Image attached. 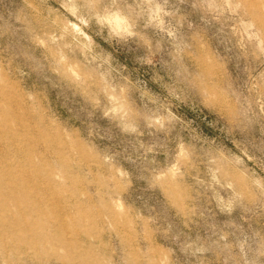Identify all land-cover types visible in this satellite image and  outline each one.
Segmentation results:
<instances>
[{
  "label": "rangeland",
  "instance_id": "374dc122",
  "mask_svg": "<svg viewBox=\"0 0 264 264\" xmlns=\"http://www.w3.org/2000/svg\"><path fill=\"white\" fill-rule=\"evenodd\" d=\"M0 264H264V0H0Z\"/></svg>",
  "mask_w": 264,
  "mask_h": 264
},
{
  "label": "bare ground",
  "instance_id": "6f19581e",
  "mask_svg": "<svg viewBox=\"0 0 264 264\" xmlns=\"http://www.w3.org/2000/svg\"><path fill=\"white\" fill-rule=\"evenodd\" d=\"M26 145V144H25ZM79 204V203H78Z\"/></svg>",
  "mask_w": 264,
  "mask_h": 264
}]
</instances>
